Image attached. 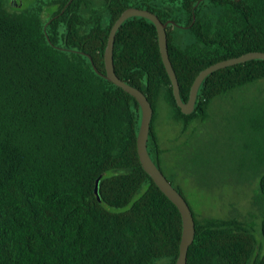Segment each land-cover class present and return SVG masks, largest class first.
<instances>
[{
	"label": "trees",
	"instance_id": "16d2710c",
	"mask_svg": "<svg viewBox=\"0 0 264 264\" xmlns=\"http://www.w3.org/2000/svg\"><path fill=\"white\" fill-rule=\"evenodd\" d=\"M16 3L0 0V264H176L182 214L140 161L139 103L93 62L106 72L113 23L128 6L148 8L168 21L169 54L187 101L203 68L264 50V0ZM114 63L153 104L148 149L163 171L154 126L160 99L186 136L179 151L198 170L213 154L205 155L197 136L219 115L214 105L225 109L219 170H234L239 184L257 181L258 221L199 215L191 206L196 232L187 264H264V59L210 73L190 114L176 101L153 21L122 23Z\"/></svg>",
	"mask_w": 264,
	"mask_h": 264
},
{
	"label": "rangeland",
	"instance_id": "374dc122",
	"mask_svg": "<svg viewBox=\"0 0 264 264\" xmlns=\"http://www.w3.org/2000/svg\"><path fill=\"white\" fill-rule=\"evenodd\" d=\"M30 1L32 3L35 0ZM28 2L29 0H21L19 5H27ZM260 85L264 87V81ZM257 94L259 92L255 96H258ZM236 96L239 99V94ZM251 97L249 96V98ZM234 101L232 98H228L230 107H234ZM214 108L216 111L218 110L219 115L217 114L218 116L205 124L202 134L197 136V140L201 148L208 146L209 150H212L218 147L220 151L218 148L214 152L206 150L205 155L207 157L213 155L210 161L199 167L198 170L188 155L183 154L178 149V145L186 139L185 134L181 133L180 123L172 118L168 103L164 99L158 101L154 126L161 146L165 149L162 155L164 171L174 183L181 185L185 197L199 215L227 216L236 214L243 219L258 221V218L252 215L255 212L252 197L257 187V181L239 184L236 181L239 176L234 170H219L223 166L222 156L227 153V145H223V140H221V136L225 134L221 126L226 120L222 119L223 115H220L221 112L219 111L226 110H219V105H214ZM231 112L232 108H229L226 115ZM217 181H219L218 185L216 184Z\"/></svg>",
	"mask_w": 264,
	"mask_h": 264
},
{
	"label": "water",
	"instance_id": "95a60500",
	"mask_svg": "<svg viewBox=\"0 0 264 264\" xmlns=\"http://www.w3.org/2000/svg\"><path fill=\"white\" fill-rule=\"evenodd\" d=\"M131 16H144L154 22L158 31V40L160 51L166 69L169 73V76L173 85V92L176 98L178 105L181 107L182 111L186 114H190L195 110L198 92L203 80L213 71L233 65L239 62H244L249 59L261 58L264 59V50H252L245 52L238 56H233L225 58L214 62L207 67L200 70L197 76L194 79V82L191 86L189 98L185 101L182 98L179 80L173 66V63L170 58L169 49H168V36H167V25L168 21L164 22L157 13L148 9L138 6H128L125 8L118 18L113 23L110 33L108 36L107 45L105 48L104 59L106 72H101L98 67L94 64L95 70L103 74L106 78L113 81L115 84L123 87L126 91L131 93L138 101L141 108V121L140 127L137 135V148L138 155L142 166L154 179L156 184L165 192V194L178 206L183 221V231L182 238L180 242V252L177 258L176 264H187L188 249L195 238L196 226H195V216L192 210L190 203L184 194L171 182L167 177L164 171L153 159L149 149H148V140L151 131V122L153 119L154 108L151 100L148 98L147 94L139 87L132 85L126 80L122 79L115 70L114 63V44L115 37L118 29L122 23ZM82 53H84L82 51ZM91 58V56H89ZM99 179L96 181V193L98 198H101L99 193Z\"/></svg>",
	"mask_w": 264,
	"mask_h": 264
},
{
	"label": "flooded vegetation",
	"instance_id": "af4514ba",
	"mask_svg": "<svg viewBox=\"0 0 264 264\" xmlns=\"http://www.w3.org/2000/svg\"><path fill=\"white\" fill-rule=\"evenodd\" d=\"M16 1L15 0H12V3H15ZM21 2V0L20 1H17V3L16 4H18L19 5V3ZM17 6V5H16Z\"/></svg>",
	"mask_w": 264,
	"mask_h": 264
}]
</instances>
